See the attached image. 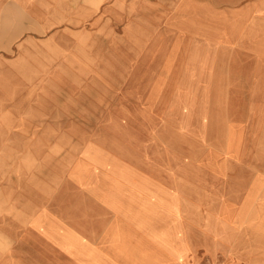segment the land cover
<instances>
[{
	"label": "crops",
	"instance_id": "1",
	"mask_svg": "<svg viewBox=\"0 0 264 264\" xmlns=\"http://www.w3.org/2000/svg\"><path fill=\"white\" fill-rule=\"evenodd\" d=\"M119 12H140L159 22L169 17L174 25L189 16L190 26L196 27L214 26L218 16L223 42L237 47L239 60L253 61L254 70L240 68L234 74L223 72L219 78L212 67L199 66L198 60L203 58L192 51L173 52L172 56L158 52L152 58L157 60L155 69L150 68L151 57L144 53L143 67L134 73L133 54L123 58L102 47L108 37L103 33L117 30ZM261 61L264 0H0V90L51 93L46 100L53 105L47 107L54 110L27 117L30 123L46 125V154L55 139L69 138L64 131L54 135L49 125L86 123L88 107L96 112L103 106L99 100L103 84L112 93L109 106L120 109L116 123L136 122L135 108L143 109L147 114L141 111L142 117L149 120L152 107L158 108L161 130L157 139L164 145L158 148L159 155H187L180 147H165L169 138L196 144L245 140L248 121L242 106L237 116H231L234 105L229 98L225 103L216 99L215 92L219 82L224 85V78L227 91L231 84L256 86ZM87 77L92 80L87 82ZM69 92L81 93L76 105L68 104ZM91 92L97 94L86 96ZM93 116L89 122H102L100 116ZM233 124H237V136L232 138ZM37 138L36 132L21 136L17 152L37 156ZM22 139L29 140L28 145ZM80 139L85 136L79 133L73 140ZM115 139L110 155L119 162L115 158L106 161L94 151L85 162L76 164V177L63 194L76 199L74 210L39 212L37 171L31 165L15 163L10 174L0 175V264H194L199 247L192 237L214 236L218 230L236 237V252L244 250L241 242L247 234L254 235L256 245L261 237L257 205L261 203L262 171L260 165L241 159L247 155L246 147L241 152L229 146L209 149L208 155L214 159L206 169L210 178L205 181V191L200 196L191 182L190 193L183 196L177 182L170 194L164 182L150 181L149 147H134L128 131L118 132ZM71 145L78 151L85 148L76 141ZM140 156L143 160L138 163ZM69 200L67 197L66 204ZM251 203L253 210L247 206ZM39 220L52 224L42 222L46 231H38ZM166 220L171 227L167 228ZM171 237H178V242H171ZM208 246L206 243V251L211 250ZM236 258L242 260L236 254L231 259Z\"/></svg>",
	"mask_w": 264,
	"mask_h": 264
},
{
	"label": "rangeland",
	"instance_id": "2",
	"mask_svg": "<svg viewBox=\"0 0 264 264\" xmlns=\"http://www.w3.org/2000/svg\"><path fill=\"white\" fill-rule=\"evenodd\" d=\"M118 14L117 30L115 33L109 31L103 33L108 35V37L105 38L107 39V43H102V47L108 51L117 52L123 58L133 54L135 58L133 65L134 73H138L137 71L143 67L141 55H144V53L151 57L150 68L155 69L157 68V60H152V58L156 57L158 52L166 53L167 55L171 54L172 56L173 52L192 51L197 52L199 57L203 58L198 60L199 66L212 67L214 73L216 75L219 74V78L222 77L223 72L229 73L230 71L234 74L240 68L243 71L245 69L247 72L254 70L253 61L239 60L237 57V47L223 42L221 28L218 27L221 22L220 17L217 18L218 16H215L214 26L205 27L202 25L196 27L190 26L188 22L189 16H183L180 22L174 25L175 23L169 17L159 22L153 19L152 16L150 18L145 17L140 12H119ZM110 34L111 38L109 37ZM183 67H186V64H183ZM260 69L261 73L257 79L256 86L245 87L243 85L231 84L230 90L227 91L225 87L227 79L224 78V80L222 78L224 85H221L222 81L219 82L221 87L219 85L218 92H215L216 99L223 100L225 103L229 98L231 106L234 105L233 108L230 107L231 116H237L239 107L242 106L240 108L242 110L241 113L242 115H246L248 121L245 128V140L233 138L237 136V133H235L237 124L230 125V131L234 130V133H230L233 139L229 140H204L198 141L196 144L195 141L189 139L167 138L168 145H165V147H180L182 148L180 151L187 154L180 155L176 153V157L169 153L159 155L161 150H158V148L160 149L164 145L162 142H158L157 139L161 130V125L157 122L158 108L152 107L149 114L150 117H148L150 121L142 117L144 114L141 115L140 112H144L143 109L135 108V111L133 110V119L136 122L128 124L116 123V116L120 114V109H114L109 106L112 93L104 89L108 86L103 83L104 88L100 91L99 95V100L103 106L94 112L93 107H88L89 104L86 105V108L88 107V110L91 112L87 110L85 113L86 123L49 125L53 127L54 135H59L64 131L69 133V138L55 139L53 148L46 154L45 144L47 140L44 138L46 125L30 123L27 117L45 115L52 109L54 110L51 106L47 107V105H53V103L46 100V96L51 93H45V91L31 93L2 89L0 90V175L5 173L7 175L10 174L15 163H24L28 168L31 165L32 169L35 168L37 171L39 212L45 210L55 212L56 210L63 211V209L74 210L76 206L73 203L76 199L72 195L64 196L63 194L76 177V164L85 162L86 156L94 151L101 154V157L106 161H109L111 158L117 160V157L113 155L111 157L110 155L112 151L110 150L111 146L113 147L114 142H116L115 137L118 132L128 131L134 137V147L141 148L146 146L151 150L149 163L150 181L164 182L167 186L166 190L170 194H173L171 186H173L174 182H177L176 186L178 190L184 193L183 196L190 193L191 188L189 185L193 182V185L197 187V193L202 196L205 191V181L207 177L208 179L210 178L206 169H209L210 164L213 162L212 159H214V157L208 155L209 149L229 146L234 150L239 148L241 152L246 147L247 155H242L241 159L246 164L260 165L262 171L261 203L257 205L261 211V237L259 240L256 239V245H254V235L247 234L249 236L245 237L241 242L244 250L236 252L234 251V244L237 243L236 237L228 235L227 232L223 233L222 230H215L214 236H194L192 237V242L199 247L198 252L194 253L196 255L195 260L198 262L194 264H264V61H261ZM103 78L106 80L111 79V77ZM135 78L142 79L143 77L135 76ZM90 79V77H87V82L92 80ZM166 83L168 84L169 81ZM166 93L170 94L169 92ZM66 94L68 95L66 100L72 106L73 104H77L78 96L81 93L69 92ZM87 94L94 96L97 93H86V96ZM87 103L89 102L87 101ZM74 111L76 112V109ZM71 115L75 114L71 113ZM93 115L100 116L102 122H89L94 117ZM95 118L97 119V117ZM225 128L226 126H224ZM47 131L49 130L47 129ZM32 132H36L38 135V138L35 140L38 147V155H24V150H22L21 154L18 153L16 142L21 136L22 138L28 137ZM79 133L85 136V139L73 140L78 137ZM165 135L168 137V133ZM259 135L261 136L260 139ZM22 141L27 145L29 143V140L22 139ZM75 141L80 142L82 145L85 144V148L79 151L74 150V146L71 143L74 142L75 144ZM93 144L94 147H91ZM189 147L197 148L190 149ZM254 150L256 151L255 155L252 154ZM132 151L134 152V157L138 158L135 155L137 150L134 149ZM235 152L238 153L239 151ZM142 160L143 158L140 156L138 163H141ZM133 163L137 164L136 161H133ZM183 196L180 198L187 199ZM67 197L70 199L69 204H66ZM64 200L65 203H63ZM247 206L249 210H253L252 203ZM167 215L172 217V214L167 213ZM247 216H249V213H247ZM42 222L52 224L51 221L39 220V224L35 225L38 231H46L43 225L41 226ZM166 224L167 228L172 226L167 220ZM47 225L49 224L47 223ZM58 228L61 229V226ZM54 229L56 230V227ZM171 242L177 243L178 237H176V240L171 237ZM206 243H209L210 246L208 247L211 250H205ZM213 248L214 250H212ZM224 249L227 251H223ZM228 249L230 250L228 251ZM235 254L239 255L242 260H238V258L235 260L231 259ZM169 255L170 253H167V256ZM228 259L230 260L228 261Z\"/></svg>",
	"mask_w": 264,
	"mask_h": 264
}]
</instances>
